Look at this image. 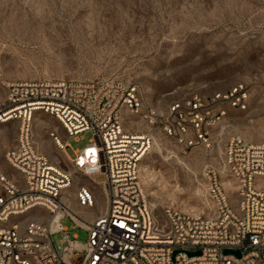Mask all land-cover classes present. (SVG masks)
I'll return each instance as SVG.
<instances>
[{"label": "built area", "instance_id": "2783aa9c", "mask_svg": "<svg viewBox=\"0 0 264 264\" xmlns=\"http://www.w3.org/2000/svg\"><path fill=\"white\" fill-rule=\"evenodd\" d=\"M247 100L239 85L172 102L160 113L143 105L136 85L120 80L6 83L0 124L16 120L18 126L3 157L20 180L0 169V264H264V140L233 136L226 142L222 163L233 190L225 188L218 171L204 170L205 211L167 207L157 214L139 179L154 126L184 148L209 147L224 104L244 110ZM37 112L62 128L63 136L57 128L47 136L70 169L50 160L34 141L30 121ZM123 112L144 119L147 131L125 130ZM85 131L92 132L86 146L69 157L68 139ZM97 174L106 177L99 185L100 203L90 183ZM41 209L47 213L44 222ZM30 212L23 222L16 220ZM64 217L86 230L84 242L69 237L60 224ZM225 249L240 256L223 254ZM196 251L199 255L188 256Z\"/></svg>", "mask_w": 264, "mask_h": 264}, {"label": "rangeland", "instance_id": "374dc122", "mask_svg": "<svg viewBox=\"0 0 264 264\" xmlns=\"http://www.w3.org/2000/svg\"><path fill=\"white\" fill-rule=\"evenodd\" d=\"M102 78L136 85L143 105L160 113L193 95L244 86L246 108L224 104L225 116L212 129L209 147L187 149L156 126L149 131L153 144L139 166L155 172L149 176L154 181L139 179L155 213L167 207L205 211L204 170L218 171L221 181L231 184L225 188L233 190L222 163L226 142L233 136L264 140V0H0V98L8 82ZM35 117L45 124L36 125ZM123 119L129 133L147 131L140 116L123 112ZM30 124L41 151L70 169L47 136L50 128L64 135L58 122L37 112ZM17 126L16 120L0 124V145L14 144ZM91 135L85 131L70 137L67 155L86 146ZM0 165L10 169L1 152ZM105 179L103 174L91 177L99 203V185ZM40 215L46 221V211L41 209ZM60 224L70 238L86 240V230L68 217ZM60 237L52 235L56 246Z\"/></svg>", "mask_w": 264, "mask_h": 264}, {"label": "bare ground", "instance_id": "6f19581e", "mask_svg": "<svg viewBox=\"0 0 264 264\" xmlns=\"http://www.w3.org/2000/svg\"><path fill=\"white\" fill-rule=\"evenodd\" d=\"M33 121L35 122V124L36 125H43V124H45V122L42 120V119H40V118H33ZM2 130H0V132H1ZM51 152V151H50ZM65 155V154H64ZM66 156V155H65ZM66 159H67V157H66ZM151 172H153V171H150V170H147V168L145 167V166H139V176H140V178H141V180L143 181V183H147L148 181H154V178H150L149 176L151 175L150 173ZM153 173H155V172H153ZM160 176V175H159ZM159 176H154L155 178H157V177H159ZM162 176V175H161ZM163 177V176H162ZM165 178V177H164ZM159 179H160V177H159ZM162 179V178H161ZM160 179V180H161ZM160 180H158V181H160ZM163 180H165V179H163ZM163 182H165V181H163ZM167 182V181H166ZM165 182V183H166ZM160 183V182H159ZM162 183V182H161ZM156 185H158V184H156ZM223 185H229V186H231V184L228 182V181H225V182H223ZM164 186V185H163ZM153 207V209H154V206H152Z\"/></svg>", "mask_w": 264, "mask_h": 264}, {"label": "crops", "instance_id": "0c3cea01", "mask_svg": "<svg viewBox=\"0 0 264 264\" xmlns=\"http://www.w3.org/2000/svg\"><path fill=\"white\" fill-rule=\"evenodd\" d=\"M4 124V123H3ZM12 145L9 144L7 141H3L1 142V145H0V152L2 153V156L5 152L6 149L10 148ZM0 169L5 173L7 174L8 176H11L12 178H15L17 180H20V175L15 171L13 170L12 168H10L9 170H4V168L2 167V165H0Z\"/></svg>", "mask_w": 264, "mask_h": 264}, {"label": "water", "instance_id": "95a60500", "mask_svg": "<svg viewBox=\"0 0 264 264\" xmlns=\"http://www.w3.org/2000/svg\"><path fill=\"white\" fill-rule=\"evenodd\" d=\"M176 252H174L175 254ZM199 251H196V252H190L188 253V256H191V255H199ZM223 254H233L235 255L236 257H239L240 256V252L238 250L236 251H231V250H228V249H225L223 250Z\"/></svg>", "mask_w": 264, "mask_h": 264}]
</instances>
